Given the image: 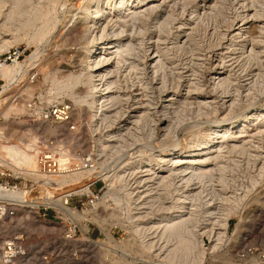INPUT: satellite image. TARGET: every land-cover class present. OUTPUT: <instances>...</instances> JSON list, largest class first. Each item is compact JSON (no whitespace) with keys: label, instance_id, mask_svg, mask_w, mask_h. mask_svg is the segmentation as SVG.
Instances as JSON below:
<instances>
[{"label":"bare ground","instance_id":"6f19581e","mask_svg":"<svg viewBox=\"0 0 264 264\" xmlns=\"http://www.w3.org/2000/svg\"><path fill=\"white\" fill-rule=\"evenodd\" d=\"M60 1L0 0V17L8 20L22 15L25 17V26L35 30L28 34V39L35 43L40 42L46 36L49 38L53 32L55 10L58 9ZM207 1L213 3L208 6L204 3L205 0H200L202 4L199 5L196 0H77L75 4H67L64 12L78 11L68 20L64 18L63 22L61 21L66 29L64 28L65 32L59 39L61 31L55 36L58 40L54 47L58 46V42L72 45L76 58L80 56L78 60L80 66L77 71L60 78L55 77V73L45 72L44 64L37 66V71L34 72L37 76L41 71V81L51 83L50 92L43 97L46 102L68 97L77 106L78 111L82 110L81 106L86 108L89 115L87 126L91 134L107 128L105 135H102V138L98 137L99 151L103 156L100 153V158L93 157L94 171L79 169L54 175L42 173L38 169L37 151L33 149L36 139L27 143L12 142L7 129H4L5 126H1V123L6 124L7 119L17 109L12 104L6 107L9 104L7 103L1 108L0 113V164L22 176L34 179L41 195L35 198V203L29 202L31 192L24 187L12 192L2 191L0 188V195L7 196L12 193L19 197L21 203H18V208L31 206L35 210L42 204L94 221L100 217L99 210L101 212L110 210L109 215L121 225L119 227L128 231L131 240L128 242H133L144 254L146 253V263L151 257L149 255L156 257L161 264H204L216 251L226 255L230 249V238L227 234L229 218L241 210L239 209L241 200L234 192L232 196L230 192L227 194V190L230 186L238 187L239 184V188H245L247 191L264 177V144L259 142L252 144L245 139L247 135L250 139L259 138L264 130V116L261 114L263 105L255 100L256 97L253 100L251 98L250 108L246 112L233 115L235 112L232 113L231 110L233 111L234 106L238 107L239 104H234L233 101L236 100L230 103L229 99L226 100L225 89L229 88L232 80L231 76L225 78L217 76L220 74L217 72V69L221 68L220 60L212 76L211 87L213 92L219 94L217 95L221 98L219 101H216V96L212 99L203 91L197 96L199 100L195 101L193 97L185 100L187 95L181 105L177 103L180 106L176 107V104L164 106L160 115L155 107L163 98L162 93L170 86L172 90L182 87L181 79L186 77L179 72L181 71L179 69H182L180 66L182 61L184 64H190V70L192 69L190 72L195 75L193 81L185 85L186 92L200 91L206 85L200 75L207 68L208 59L211 57L207 59L209 53L207 49L211 46V36L215 33L212 31L208 39H204L205 33L200 34V30L207 28L212 22L215 28L216 21L223 20L222 17L227 14L230 3V0ZM241 1L243 3L238 1L241 3L238 8L246 12V16L243 14L245 22L234 31L237 33H230L229 46L246 47L244 53L247 59L255 63V60L260 61L264 57V0ZM189 6L191 9L189 19L180 21V16ZM248 20L262 23L260 26L257 25L256 35L255 32L253 34L251 30L248 32L244 29ZM3 22L6 24L7 21ZM11 43L12 40L8 37H0V52L7 50ZM248 47L250 50H247ZM33 57L32 54L22 62L12 60V63L0 64V78L5 81L1 86L0 106L7 100L8 93L16 83L24 80L30 84L33 77L31 78L28 69L33 65L31 61L34 60ZM195 60L201 61L198 66H195L197 64ZM258 76L253 77L256 79L253 83L255 86L259 84L257 89L263 93L264 73H258ZM41 81L39 80L38 84ZM82 85L87 89L84 94L75 91ZM249 87L252 88L250 85ZM132 90L141 91L132 95L130 94ZM137 95L141 97L134 99ZM131 99L134 101L131 102ZM220 100L223 101L221 104ZM171 104L173 105V102ZM221 106H226L228 111L225 110L227 113L223 111L225 115L214 120L213 115L217 114ZM187 115L190 119L198 115L208 119L212 115V118L209 121L201 120L199 125L191 123L198 125L188 134L192 140L177 142L175 129ZM258 117L260 119L257 121ZM126 118L129 121L126 122ZM253 121L255 124L251 129ZM163 124L164 127H160ZM112 125L115 127L109 128ZM61 127L65 126L57 125L56 129L59 130ZM160 128L164 131L163 138L157 142L156 152L149 153L147 151H151L152 148H149L148 140ZM141 141L143 143H138ZM171 142L173 145L169 144ZM65 148L67 149L66 146ZM115 154H118L117 160L112 168L103 165L108 157ZM71 156L73 157L72 154ZM259 157L261 162L258 165L256 161ZM253 168L257 170L255 176L250 174ZM90 177L101 178L105 183L106 191L101 195V200L100 196L97 197L94 207L85 209L84 214L70 210L64 204L66 197L73 193L90 192L89 185L84 182ZM246 178H249V184ZM56 191L60 192L54 194ZM3 220H0V229L7 230L11 225ZM85 229L87 231L86 226ZM105 235L110 242L109 233ZM205 237L210 242L208 248L204 247ZM85 240L90 244L99 243L87 237ZM24 249L26 252V246ZM25 256L26 254L18 259ZM256 257L259 258L257 255Z\"/></svg>","mask_w":264,"mask_h":264},{"label":"rangeland","instance_id":"374dc122","mask_svg":"<svg viewBox=\"0 0 264 264\" xmlns=\"http://www.w3.org/2000/svg\"><path fill=\"white\" fill-rule=\"evenodd\" d=\"M76 1L77 0H61L60 1V3L57 5L58 9L55 10L56 16H54V19L56 21L54 22L55 27H54L53 32H52L53 35L50 34L49 35L50 37L48 36L49 38H47V36H46V37H44L45 39H42V40H40V42L38 41L36 43L28 39V34H30V33L32 34L35 30H34V28L25 26V24H24V21H25L24 18L25 17H22V15L20 17L15 16L13 18H10L11 21H10V19H8L9 22L6 18L2 17L4 20L7 21L6 24L3 22L4 20H2V18L0 17V37L1 38L2 37H5V38L8 37V39L12 40V43L8 46V49L0 52V59H2L3 57H6L8 51L10 52L12 50L18 51L19 57H18L17 61H20V62L24 61L27 57H29V55L33 54V56L35 57V58L33 57L34 60L33 59L31 60V61H33L32 67H30L28 69L31 78L33 77L30 80L31 81L30 84L28 85L27 83H25L24 80L20 81V83L24 84V86L21 85L19 82L16 83L11 88V91L8 93L7 100H5V102H3L2 105L0 106V113H1V108H3V106L7 103H9V104H7L6 107H8L9 105L12 104L15 108H17V109L21 108V109H18L19 111H17V109L14 110V112L12 113V116H10L8 118L9 120L7 119L8 122L6 121V124L1 123V126L2 127L5 126L4 129H7L8 136H10V140L12 142H17V141L22 142L23 141V143H27L29 140H32V139L34 140V139L40 138L43 140L46 137L58 135L60 137H64V139H66L65 146L69 150L71 148L73 151H76V150L79 152L80 151L81 152H88L89 151V152L94 153L95 157L100 158L101 156H103L102 155L103 153H101V151H99L100 148L98 147V145L100 142L98 140H99V138H102V135H105V130L107 128H105V129L102 128L101 132L100 131L97 133L93 132V134H91L92 132L91 133L89 132V127L87 126V123L89 122V115H88L87 110L84 106H81L82 110L78 111L77 106H75V104L70 100V98L60 97L59 100H57V101H60V100L62 101V99H63L64 102H67V103L69 102V103L73 104L71 106L72 107V113L70 114V123L75 124L76 130H74V131H69L68 129H66V127H64V128L61 127V129L58 130V129H56V126L59 124H55V123L29 121L25 116V110H24L25 109V105H24L25 102L31 98H33V99L40 98L42 103H46V100L43 97L45 95H48V93L51 90V83L50 82H48V81L42 82L41 81V75H40L41 71L40 70H39L40 71L39 74L36 76L35 72L37 71V66L39 67V65L44 64V71L48 72V73L49 72L55 73V77H57V78H60L61 76H66V74L68 75L71 72L77 71L79 66H80L79 61H78L80 56H78L76 58L75 54L73 53V46L72 45H70L68 43L60 44L58 42L57 43L58 46L56 48L54 47V46H56V41L62 36V34L65 32V29H66L64 27L65 24L64 23L62 24L63 19L67 18V20H68L71 16H73V14H75L78 11V10L72 11V12H70L71 14L69 12L66 13L63 11L64 7L69 3L75 4ZM238 1L243 3V1H241V0H230L231 4L229 3V8L226 11L227 14H225L224 17L221 16L224 19L223 20L218 19V21H216L218 23V26H217V23L215 22L216 23L214 25L215 28H213L214 23L212 22V24L210 23V25L209 24L207 25V28L206 27L202 28L203 29L202 31H204V32H202L200 30V32H201L200 34L205 33L204 39L205 38L208 39V36L210 33H212V31L215 33V34H213V36H211V40H212V43L210 46L211 48L209 47L207 49L209 51V53L207 54V59H208V57H210V56L211 57H210V59H208L207 68H205V70L202 72V75H200L201 80L206 85L200 91H193L191 93H187L186 92L187 88L185 87V85H188L189 82H192L195 75H192L191 74L192 72H190L192 70V69L190 70V68H191V67H189L190 64H188V63L184 64L183 63L184 61H182V63L180 62V66L182 67V69H179V70H181L179 72L182 73V75L186 76L187 78L183 77L181 79V81H182L181 83L183 85H182V87H180V86L177 87L178 89L174 88L176 91L172 90L173 88H171V86H170L164 93H162L161 97H163V98H161V100L159 99L160 101L158 102V104L155 105L156 110L159 111V113H158L159 115L161 114V110L163 109L164 106H166V105L174 106L175 104H176L175 105L176 107L180 106L182 104L181 103L182 100L187 95L188 96H187V98H185V100L188 99L189 97H190L189 99H192V97H193V100L195 98V101H196L199 98L197 96H200L203 93V91L207 96H211L212 99H213V96H216L217 97L216 101H219V99H221V98H219L220 96H217L219 94H217L216 92H213L211 87H212V76L216 72V65L218 64L217 62L221 60L220 61V63H221L220 67L221 68L217 69V72H219L220 74L217 76L218 77L221 76V78L231 76L230 78L232 80L231 85L229 84V88L225 89V92L227 94L226 100L229 99V101H228L229 103L232 102L233 100H236V101H233L234 104H239L238 107L234 106L233 111L231 110L232 113L235 112V114L233 113V115L236 116L238 114H242V112H246L250 108L249 102H251V101H249V99L251 100V98H252V100H253L256 97L257 99H255V100H258L257 102H259V104L263 105V107L261 108V114H262V116H264V92L262 93L260 91V89L258 91L257 87L259 84L257 86H255V83H253L256 81L255 78L258 76V73L259 74H262V72L264 73V71H263L264 70L263 69L264 68V57L260 61L255 60V63L252 60H251V62H249L250 60L247 59L248 57L244 53L246 47L238 48V46H235L232 48L231 46H229V38L231 37V34L237 33L234 31H237L238 26H240L243 22H245V20L243 21V18H244V15L246 14V12L241 11L240 8H238L239 4H241ZM211 2L213 3V1L205 0L204 3L206 5L208 4V6H209V5H211ZM244 2H250V0H245ZM255 2H256V0H255ZM196 3H198V5L202 4V2H200V0H196ZM190 6L187 7L186 11L183 13V15L180 16V18H181L180 21L189 19L190 15H191ZM257 6H258V4H257ZM249 13L251 14L252 11ZM221 17H219V18L221 19ZM248 21H247L248 23L246 22L247 24H245L244 29H247L248 32L251 30L250 32H253V34L255 32L254 35H256V32H257L256 27H257V25L260 26L262 23L254 21V20H248ZM1 24H3V25H1ZM177 26H178V24H176V27ZM213 29H216V30H213ZM59 31H61L60 35L58 36V39H55V36L59 33ZM216 31H217V33H216ZM207 32H208V34H207ZM220 37H221V39H220ZM213 43H216V44H213ZM36 50L39 52H37ZM247 50H250V48L248 47ZM36 55H37L38 60L36 59ZM219 57H221V58H219ZM71 58H73L75 61L74 60L72 61ZM195 62H197V60H195ZM199 62H201V61L198 60L197 64H195V66H198L200 64ZM257 62H258V64H257ZM259 62H260V64H259ZM6 63H12V62L7 61ZM245 63H247V64L245 65ZM247 65H248V68H247ZM259 65H260V67H259ZM31 68H33V69H31ZM196 69H197V67H196ZM226 73L228 74L227 76H226ZM190 74L192 76H190ZM34 75H35V77H34ZM189 76L191 78H189ZM253 77H255V78H253ZM260 78H261V75H260ZM186 79L188 80V82ZM39 80L41 82H39V84H38ZM4 83H5L4 79L0 80V85L3 86ZM250 83H252V84H250ZM25 85H27V86H25ZM249 85L252 88H250ZM263 86H264V84H263ZM16 87H17V89H16ZM27 87H29L30 89ZM26 89L29 92L26 91ZM77 89L75 91L78 93H81V94H84L86 92L85 90H87L86 86H84V85L79 86ZM247 89L249 90V92ZM21 90H24V91H21ZM250 90L252 91L251 95L253 93L252 97L250 95ZM139 91H141V90H132V92L131 93L129 92V93L133 95L135 93H139ZM256 91H258V92L255 93ZM138 97H141V95H137L135 98L134 97L133 98L137 99ZM134 99H131V102H133ZM220 101L221 102H219V103L221 104L223 101L222 100H220ZM238 101H240V102H238ZM171 102H173V105L171 104ZM183 102H184V100H183ZM235 102H238V103H235ZM241 102H243V103H241ZM177 103H179L180 105H178ZM6 107H4V108H6ZM152 107L154 108V106H152ZM225 107L224 106H221V108L219 107L217 114L213 115L214 120H216V117L220 118V117L224 116L225 113H227L226 111H228V110H227V107H226V109H225ZM22 110H24V111L22 112ZM198 117H199V115L197 117L193 116V118L191 117V119H190L189 115H187L184 119H182V121L183 120H185V121L184 122L181 121V123H179L177 125V127L178 128L180 127V129H178L177 127L175 129V136H176L175 141L182 142V141L192 140L189 137L190 135H188V134L191 133L192 130H194L198 127L199 122H202L205 120H207V121L211 120L212 115L209 116V117H211L209 119H208V117L206 118L204 116L199 117V118ZM126 119H127L126 122L129 121L128 118H126ZM259 119H260V117L257 118V121ZM170 123L172 124L173 122L170 121ZM191 123H193V124L197 123L198 125L196 124L197 125L196 126V125H193ZM255 123H256V120H255ZM255 123L253 121L252 126L250 127L251 129H253V127H254L253 124H255ZM180 124L183 126H180ZM186 124H188V125H186ZM113 127H115V126L112 125L109 128H113ZM160 127H164V124ZM177 129H178V131H176ZM163 132L164 131L160 128L153 135L154 138L152 136L151 137L152 139L150 138L151 140L150 139L148 140V143L150 142L149 148H152V149H151V151H147V152H149V153H151V152L155 153L156 152V149H157L156 146L158 145L157 142L159 141V139L161 140L163 138V134H164ZM262 132L259 135V138L255 137L254 139H252V138L250 139V137L247 135L248 137L246 136L245 139L248 140L249 142H252V144L259 142V143H262V145H263L264 144V141H263L264 140V135H263L264 132L263 133ZM161 134H162V136H161ZM253 140H254V142H253ZM138 143H143V142L141 141ZM173 143H174V141H173ZM173 143L171 142L169 144L173 145ZM263 151H264V148H263ZM117 155L118 154H115L114 156L112 155V156H110V158L108 157L105 164H103V165H108L109 168H112V166L114 165V163L117 160V157H116ZM259 159H260V157L258 158V160ZM258 160L256 161V164L259 165L261 160H259V161ZM109 161L110 162L112 161V162L110 163ZM108 162H109V164H108ZM256 167L258 169V166H256ZM106 171H108V168H106ZM252 171H254V173H251ZM252 171L250 172V174L255 176L256 175L255 172L257 173V170L255 168H253ZM248 175H249V173H248ZM22 177L26 178L27 176H22ZM27 178H30V177H27ZM90 178H88L86 181H84L85 184L91 183ZM95 179H98V180L96 182H94L93 184H91L90 188H91V190H94L95 192H97V194L100 196L99 198L101 200V197H102L101 195L106 191L105 183L103 182V180L101 178H95ZM32 180H34V179H32ZM244 181H245V179H244ZM246 181L248 184L250 183L249 178H246ZM102 182H103V186H102ZM232 187L234 188V191H233ZM232 187L231 186L229 187V189L227 190V194L230 192L232 194H230V193L229 194L232 196L233 192H234V195L235 196L237 195L238 199L241 200V205L239 206L240 207L239 209H241V210L239 213H236L235 215H232L229 218V224L227 227V234L230 238V242H229L230 243V249H229V251H227L226 255H222V254H220L219 251H216V253L212 257L213 259L211 258L212 261H211V259H209V261L207 260L204 264H264V257L260 258V256H259L260 252H262V251L264 252V177H262L255 185H253V187L249 188L247 191L244 190L245 188H243V189L239 188L240 187L239 184H238V187L237 186L236 187L232 186ZM37 192L32 193L31 200L29 202L35 203V198L40 197L41 192L40 193H39V191H37ZM46 192H48V190H46ZM59 192L60 191H56L55 193L54 192H49V193L58 194ZM36 194L38 196H35ZM242 196H244V197H242ZM84 200H85L84 196L73 197V198L69 199V203L76 205L78 208L79 201H84ZM40 205L43 206L42 204H40ZM40 205H38V206H40ZM38 206L35 208V210L31 206L18 208L14 218H12L11 221L7 220V219L3 220V222H5L6 224L9 223L11 225V227L7 229L8 231L5 229H0V232H1L0 234H6V233L13 231L15 229H19L23 232L24 236L26 237V241H25L26 256L18 259L16 264H151V263L152 264H157V263L159 264L160 263L159 260L156 257H153L152 255H149V257L150 256L151 257H150V259H148V261L146 263V261H145V258H147L146 253L144 254L143 251L141 249H139L138 246L136 247V245L133 244V242L132 243L128 242V241L131 242L130 237H129L130 235H129L128 231L127 230L125 231L124 228L119 227L121 225L119 223L115 222V219H113L109 215L110 210H108V211L105 210L103 212H101L99 210L100 217H98L94 221V220H89V219L83 218V217L80 218V216H76L69 211L68 212H64L61 210L59 211V210L54 209V208L51 209V207L46 208V209L40 208L39 212L43 215H41L40 218H38V216L36 214V212H37L36 210H37ZM44 207H46V206H44ZM84 210L85 209L76 210V211L84 214L83 213ZM58 212L61 214H59ZM106 212H107V214H105ZM62 214H63V216H62ZM101 215H103V216H101ZM65 216L66 217L71 216L72 218H74L76 220L77 223H75L73 221L66 220V218H64ZM102 219H103V222H102ZM73 226H75V227H73ZM85 226L87 227V231L85 229ZM105 233H109L110 238H111L110 242H109V240L106 239ZM126 236H127L128 240L126 239ZM86 237L89 238L90 240H95L96 242H99L98 244H100V245L88 243L85 240ZM203 239H204V247L208 248L209 244H210L209 240H207L206 237ZM103 246H105V247H103ZM243 247H247L248 249L251 250V252H254V250H255V252L250 253V254H246L243 258L236 257V253ZM135 249H137V250H135ZM256 255L259 256V258L256 257ZM112 259H113V261H112ZM143 259H144V262H143ZM149 261H151V263Z\"/></svg>","mask_w":264,"mask_h":264},{"label":"built area","instance_id":"2783aa9c","mask_svg":"<svg viewBox=\"0 0 264 264\" xmlns=\"http://www.w3.org/2000/svg\"><path fill=\"white\" fill-rule=\"evenodd\" d=\"M18 57L19 53L17 50H12L10 52L8 51L7 56L0 59V64L2 62H11L12 60H17ZM0 80L2 79L0 78ZM1 86L2 85H0V91L2 89ZM24 105L25 116L29 121L55 123L64 125L69 131L76 130L75 124L70 123L72 107L69 102H64L63 99L62 101L54 100L51 102L49 101L42 103L40 98H31L27 100ZM65 141L66 139H64V137H60L58 135L49 136L43 140L40 138L35 140L33 149L37 151L39 171L47 175L66 173L79 169H92L94 171V153L89 151H73L71 148L70 150L68 148L66 149ZM92 178L93 177L90 178L91 183H87L89 184V188L91 184L98 180ZM21 187L29 189V193L35 191L38 188L36 182L31 178H23L20 174L0 164V188H2V191L12 192ZM80 196H84L85 200L79 201L78 208L76 205L69 203V199ZM97 197H99V195L94 190H91L88 193H73L66 197L64 204L70 210L75 211L92 208L94 207ZM18 203H21L20 198L12 195V193L7 196L0 195V220L7 219L11 221L16 214V209L19 207ZM40 208L46 209L50 207H44L41 205L38 206L36 210L38 218L43 215L39 212ZM64 218L77 223L76 220L71 216H65ZM25 241L26 237L19 229H15L14 231H10L6 234H0V264H15L16 259L24 256L26 254L24 251ZM254 252H251V250L247 247H243L236 253V257L243 258L246 254ZM259 256L260 258H263L264 252H260Z\"/></svg>","mask_w":264,"mask_h":264},{"label":"water","instance_id":"95a60500","mask_svg":"<svg viewBox=\"0 0 264 264\" xmlns=\"http://www.w3.org/2000/svg\"><path fill=\"white\" fill-rule=\"evenodd\" d=\"M39 189H40V188H37V189H36L35 191H33V192H37V191H39ZM33 192H31V196H32V193H33ZM37 193H38V192H37Z\"/></svg>","mask_w":264,"mask_h":264}]
</instances>
